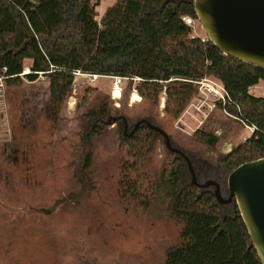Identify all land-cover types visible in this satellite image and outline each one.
Returning a JSON list of instances; mask_svg holds the SVG:
<instances>
[{
    "label": "trees",
    "instance_id": "trees-1",
    "mask_svg": "<svg viewBox=\"0 0 264 264\" xmlns=\"http://www.w3.org/2000/svg\"><path fill=\"white\" fill-rule=\"evenodd\" d=\"M98 5L99 0H0V76L6 67V85L23 82L25 60L31 59V71L24 77L49 78L55 114L81 72L127 78L149 104L159 105L165 97L166 113L178 118L199 95V82L211 76L227 92L215 105L257 129L219 155L217 166L205 162L203 176H218L220 165L230 172L264 156V97L250 93L264 81V69L225 55L210 39L194 35L184 19H198L191 0H118L101 20ZM91 112L92 117L108 114L107 107ZM102 128L95 125L81 134L76 175L89 189L94 188L88 171L92 139ZM155 134L144 125L121 138L119 195L148 208L159 190H165L171 216L182 225L180 241L168 249L165 264H263L237 206L218 204L211 187L200 188L193 181L182 185L180 166L151 171ZM193 136L209 150L221 140L204 128Z\"/></svg>",
    "mask_w": 264,
    "mask_h": 264
},
{
    "label": "rangeland",
    "instance_id": "rangeland-1",
    "mask_svg": "<svg viewBox=\"0 0 264 264\" xmlns=\"http://www.w3.org/2000/svg\"><path fill=\"white\" fill-rule=\"evenodd\" d=\"M117 1L99 0L98 19ZM191 26L194 35L207 38L199 19H193ZM31 63L26 59L25 68ZM21 77L22 83H5L0 90V264H165L168 249L180 241L182 225L171 216L164 189L148 208L121 199V138L129 137L139 119L151 120L189 155L197 181L203 182L205 162L217 166V157L230 152L227 144L234 149L253 133V126L215 105L226 95L211 76L202 80L199 95L178 118L166 113L165 97L154 106L139 100L135 84L127 78L81 72L55 114L49 78ZM116 83L119 98L113 96ZM135 92L139 96L133 101ZM263 92L264 81L250 89L256 96ZM99 107H107L108 114L92 117L91 111ZM95 125L103 128L92 139L88 171L94 188L89 189L76 169L81 162V134ZM199 128L221 138L215 149L195 141ZM152 142L151 171L159 174L164 167L180 166L181 184L191 182L187 161L166 148L163 136L156 133ZM219 167L226 182L229 171Z\"/></svg>",
    "mask_w": 264,
    "mask_h": 264
},
{
    "label": "water",
    "instance_id": "water-1",
    "mask_svg": "<svg viewBox=\"0 0 264 264\" xmlns=\"http://www.w3.org/2000/svg\"><path fill=\"white\" fill-rule=\"evenodd\" d=\"M191 1L207 38L225 55L264 69V0ZM143 125L162 135L166 148L187 161L194 184L200 188L214 186L218 204L234 201L264 264V156L244 162L230 171L226 180V193H223L221 176L197 181V173L189 155L174 146L171 136L161 126L141 118L134 124L129 136Z\"/></svg>",
    "mask_w": 264,
    "mask_h": 264
},
{
    "label": "built area",
    "instance_id": "built-area-1",
    "mask_svg": "<svg viewBox=\"0 0 264 264\" xmlns=\"http://www.w3.org/2000/svg\"><path fill=\"white\" fill-rule=\"evenodd\" d=\"M101 18H102V16H100L99 17V20H101ZM184 19H185V21L188 23V24H192V22H193V19L191 18V17H184ZM7 71H8V69L6 68V67H4L3 68V74L0 76V90L3 88V86H4V84H5V79L8 77L6 74H7ZM31 71V69L30 68H25L24 69V72L23 73H21V75H25V74H27V73H29ZM203 81H200L199 83H202ZM259 84V83H258ZM258 84H256L255 86H253L252 88H255L256 86H258ZM223 88V87H222ZM223 90H224V93H225V95H227V92L225 91V89L223 88ZM262 97H264V92L262 93ZM139 100H141V96H139ZM219 98H223V99H225V97L224 96H221V97H219ZM218 98V99H219ZM251 127V126H250ZM252 128V130H253V132L257 129L255 126H253V127H251Z\"/></svg>",
    "mask_w": 264,
    "mask_h": 264
},
{
    "label": "bare ground",
    "instance_id": "bare-ground-1",
    "mask_svg": "<svg viewBox=\"0 0 264 264\" xmlns=\"http://www.w3.org/2000/svg\"><path fill=\"white\" fill-rule=\"evenodd\" d=\"M95 77H99V75H94ZM113 96L114 98H119L121 95H120V90H119V86H118V83H116L115 85V88H114V91H113ZM138 94L135 92L133 93L132 95V100L135 101V100H138ZM232 150V144H227L226 145V151H231Z\"/></svg>",
    "mask_w": 264,
    "mask_h": 264
},
{
    "label": "flooded vegetation",
    "instance_id": "flooded-vegetation-1",
    "mask_svg": "<svg viewBox=\"0 0 264 264\" xmlns=\"http://www.w3.org/2000/svg\"><path fill=\"white\" fill-rule=\"evenodd\" d=\"M144 126V125H143ZM124 128H125V133H126V131L128 130V124H127V122H126V120L124 119ZM218 176H220V175H218ZM208 178H210V177H205V180L206 179H208ZM204 180V181H205ZM221 181H222V190H223V193H226V189H227V185H226V182H225V180H223V178H222V176H221ZM212 187V186H211ZM214 187V186H213ZM220 205H224V206H227V207H229V206H233V207H235V204H234V201H232V202H229V203H225V204H220Z\"/></svg>",
    "mask_w": 264,
    "mask_h": 264
}]
</instances>
